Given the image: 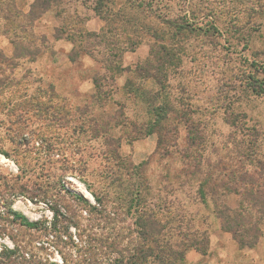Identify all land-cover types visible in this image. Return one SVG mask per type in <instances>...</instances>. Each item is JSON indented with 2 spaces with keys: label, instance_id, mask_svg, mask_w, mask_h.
Returning a JSON list of instances; mask_svg holds the SVG:
<instances>
[{
  "label": "rangeland",
  "instance_id": "rangeland-1",
  "mask_svg": "<svg viewBox=\"0 0 264 264\" xmlns=\"http://www.w3.org/2000/svg\"><path fill=\"white\" fill-rule=\"evenodd\" d=\"M58 1L46 10L58 24L48 32L39 20L43 0H34L28 13L17 7L21 2L0 0V75L9 77L0 107L26 105L35 115L24 116L21 131H39L43 138V147L36 150L39 140L25 155L28 163L51 154L59 162L49 171L91 204L93 193L107 195L113 205L121 194L117 177L127 189L138 181L134 172L140 169L149 186L144 208L155 212V195L165 197L170 210L162 211L172 218L169 228L179 226L187 237L203 242L187 250L185 264H264V217L258 244L241 247L221 230L209 195L200 200L197 190V178L215 174L223 167L220 161L231 162L238 192L223 195L222 203L240 210L245 220L261 217L249 207L253 198H261L256 189L264 190V97L251 93L249 75L259 77L264 68V0H158L156 6L155 0ZM139 1L142 6L130 7ZM149 2L151 9L145 6ZM56 36L72 40L61 38L66 47L57 46L62 42ZM129 41L138 44L120 54ZM109 43L118 46L114 57L105 49ZM140 68L147 74L139 76ZM148 96H155L152 106L169 108L160 130L150 129ZM8 125L0 113V143L11 154L9 136L17 134ZM109 138L115 145L107 148ZM114 151L121 161L113 159ZM0 166L17 173L14 162L1 154ZM196 167L203 174L188 175ZM245 176L252 178L248 186ZM12 208L32 221H54L49 209L27 200H16ZM124 211L111 214L105 224L83 214L75 225L60 219L52 230L5 232L28 242L27 252L60 263L64 254H78L76 247L85 246L87 235L119 236L124 244L133 239L138 217ZM4 246L12 248L13 242L1 234L0 250ZM250 249L257 250L258 261Z\"/></svg>",
  "mask_w": 264,
  "mask_h": 264
},
{
  "label": "trees",
  "instance_id": "trees-1",
  "mask_svg": "<svg viewBox=\"0 0 264 264\" xmlns=\"http://www.w3.org/2000/svg\"><path fill=\"white\" fill-rule=\"evenodd\" d=\"M43 1V4H39V7L43 10L42 13L51 8L50 3L55 5L59 2L58 0ZM137 3L136 7L132 5L130 7L138 8L143 5L142 1ZM157 3L158 0H155V6ZM145 6L149 9L152 8L150 2L145 4ZM99 15L100 14H98V16ZM102 19L104 20V18ZM193 30L195 29L185 30V32ZM196 30L202 31V28L198 26ZM61 38L72 40L70 36H56V39ZM159 40L163 41L162 38H159ZM137 44V42L133 43L130 41L123 43L125 48L124 50L121 48L120 54L125 51H133ZM106 46L105 49L108 51L107 53L109 56H116L115 47L118 46L110 43ZM2 54L3 53L0 52V57H3ZM254 65L256 66V64ZM0 71H2V68H0ZM257 71L258 70H255V73ZM140 72L147 74L144 68H140V71L137 72L139 76ZM259 75V77L249 75V88L251 89V93L255 96L264 97V68L261 69ZM142 78L144 77L142 76ZM149 78L156 80L155 75H151ZM7 79L9 80L7 75H5V77L0 75V86H2L0 88V94L3 93V86L7 84ZM5 87L4 89H6ZM154 98L155 96H148L146 100L148 106L151 105L150 103ZM8 106L0 107V113L5 116L6 121L9 123L7 130L13 131L17 136H9L10 141L8 145L12 146L11 154L8 150L6 151L4 149L1 143L0 154L14 162L17 167V173L8 172L0 166V235H6L13 242L12 248L4 246L0 250V264H185V254L187 250L190 248L199 249L200 245L203 244V242H199L195 238L187 237L185 231L177 229L179 226L175 229L169 228V220L172 218H170L169 215L164 216L162 211V209L166 211L170 210L165 197L161 200L160 197L157 198L158 195H155V212H151L147 208H144L145 197L143 196L147 195L146 189H148L149 186L144 178H140V169L135 168L134 172V175L138 176V181H135V184H131L127 189L120 187L122 185L121 179L117 177L115 182H117L116 184L119 186H116V188H120L121 194L115 197L117 201L114 202L113 205H110L111 202L107 198V195L99 196L92 192L94 204H91L80 193L65 187V183L68 182H66L65 179L63 181L61 175L49 171L55 162H59V160H55L51 154L46 155L43 162L35 160L34 165L28 163L26 156H29L32 150L35 149V144H37L39 140L41 143H38L36 150L43 147V138L39 135V131L36 133L33 131L29 133L21 131V129L25 127L24 116L27 115L29 117L30 114L34 116L35 113L26 109V105L7 108ZM36 107L38 108L37 111L43 110L41 106ZM169 112V108L164 109L160 106L155 107L151 105V108H147L146 113L150 114L152 118V126L150 129L153 130L155 127H157V129L161 128L160 125L162 121L168 120ZM77 128L82 130L83 127L78 126ZM106 142L107 148L115 145L113 138L106 139L105 143ZM31 143L33 145L32 147H30ZM49 149L52 150V147H49ZM113 154L112 156L108 153L115 161H121L117 151H114ZM219 164L223 165V167L218 169L215 174L206 173L207 175L204 174L205 177L202 180L197 178L198 181H201L197 189L200 200L204 201L205 197L209 195V199L214 205V212L220 223L221 230L231 234L234 241L239 243L241 247L253 248L258 244L259 238H262L259 224L262 217H264V190L260 188L256 189V194L261 198L258 200L253 198L249 207L251 211L256 209L261 217L258 219L255 218L257 220H253L250 216L248 220H245L246 216L242 214L240 210H230L221 201L223 195L236 193L238 190L236 182L234 181L235 170L232 168L231 162L226 163L225 161H220ZM191 174L198 177L203 173L196 167L193 172L188 173V175ZM248 178L249 177L246 176L244 177V181L247 179V183H245L247 186L251 184L250 182L252 179ZM216 181L220 182L218 186H214ZM84 183L87 189L91 188L89 183L85 181ZM208 185L213 186L210 187ZM206 192L208 194H206ZM250 195L253 196L252 193H250ZM16 200H27L35 205H43L53 213L54 221L48 225L46 222L29 220L24 214L12 208ZM59 208L63 209L64 213H62ZM122 209H125V211L122 212L125 216L131 213L137 214L138 231L133 239L124 244L123 239L125 238L119 236L110 238L99 234V236H94L92 238L87 235L89 240L85 242V246L81 245L80 247H76V253L79 255L73 256L71 253L64 254L67 255V257H62L60 263H49L48 260H43L41 257L27 252L26 246L28 242H24L22 238H16L14 237L15 235L12 236L5 232L7 230L13 231V229H15L17 233L27 230H33L35 232L52 230L55 227L54 222H59L60 224V219L65 223L75 225L77 224V220L82 221L83 214L87 216V220L90 222L102 220L105 224L106 221L111 220V218H109L111 214L112 216H118ZM154 214L155 216H153ZM179 223L182 224L181 221ZM244 226H246L245 230H242ZM50 233L49 235H51ZM78 243L81 244L82 240L78 239ZM65 246H67V243H62V247Z\"/></svg>",
  "mask_w": 264,
  "mask_h": 264
},
{
  "label": "crops",
  "instance_id": "crops-1",
  "mask_svg": "<svg viewBox=\"0 0 264 264\" xmlns=\"http://www.w3.org/2000/svg\"><path fill=\"white\" fill-rule=\"evenodd\" d=\"M15 2H17V4L19 2H21V6L18 5L17 7L20 8L21 7V10H24L25 13H28L29 10H31L32 6H33V3H34V0H14ZM49 11H52L51 9H49ZM49 11H46L42 14L41 16V19H39L42 23H45L48 27V32H52L54 31V29H56L58 26L55 18L53 17V14H51V12ZM38 20V21H39ZM95 20L94 19H91L88 24L90 25L91 22H94ZM49 34V33H47ZM57 43H60L62 42L61 44H57V46H65V43H67L66 41H64V39H58V40H55ZM263 233H264V222H263V225L261 227ZM231 245V242L229 243ZM215 245L214 246V249H219V243L215 242ZM250 255H251V258L252 260H254L255 262L258 261L260 258H259V254L257 252L256 249H250Z\"/></svg>",
  "mask_w": 264,
  "mask_h": 264
}]
</instances>
